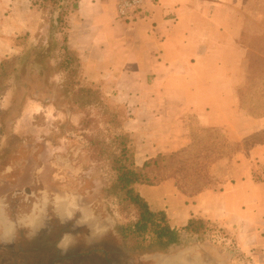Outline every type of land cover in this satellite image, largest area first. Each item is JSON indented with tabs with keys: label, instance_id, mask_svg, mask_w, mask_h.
<instances>
[{
	"label": "crops",
	"instance_id": "crops-1",
	"mask_svg": "<svg viewBox=\"0 0 264 264\" xmlns=\"http://www.w3.org/2000/svg\"><path fill=\"white\" fill-rule=\"evenodd\" d=\"M26 1L0 0V64L20 51L19 36L35 31L37 9ZM145 2L139 17L124 21L117 0H78L67 43L83 64L81 84L111 89L125 110L122 129L133 139L137 166L191 148L190 116L202 130H219L211 143L225 139L233 148L211 162V186L190 196L170 178L137 190L173 227L192 217L218 222L264 264V112L241 104L252 74L244 37L264 38V0ZM44 215L32 213L26 225L41 228ZM16 226L0 205V244L12 240ZM188 260L182 253L157 256L158 264Z\"/></svg>",
	"mask_w": 264,
	"mask_h": 264
},
{
	"label": "rangeland",
	"instance_id": "rangeland-1",
	"mask_svg": "<svg viewBox=\"0 0 264 264\" xmlns=\"http://www.w3.org/2000/svg\"><path fill=\"white\" fill-rule=\"evenodd\" d=\"M73 1L63 0L59 6L48 0L45 7L42 0L26 1L37 9L35 31L19 36L20 51L4 59L8 65L0 78V205L17 226L12 240L0 244V264H158L157 256L167 253L186 254L188 264H255L233 233L212 220L200 233L179 228V241L166 249L154 243L152 233L139 236L129 229L138 211L113 188V154L119 153L120 139L127 133L122 129L125 110L101 84L86 86L97 91V100L85 104L88 98L76 85L83 79L77 53L74 66L62 65L61 44L68 35ZM62 9L68 10L66 28L57 31L52 20ZM252 39L244 37L251 46L252 74L241 104L252 113H263L264 38ZM49 41L52 50L41 78L27 55ZM189 119L193 146L161 154L147 171L151 179L175 174L181 179L180 191L192 196L213 184L211 162L233 146L224 138L222 145L214 146L211 139L221 132L202 130L195 117ZM128 135L130 150L135 151ZM39 211L46 216L44 225L27 226L26 220Z\"/></svg>",
	"mask_w": 264,
	"mask_h": 264
},
{
	"label": "trees",
	"instance_id": "trees-1",
	"mask_svg": "<svg viewBox=\"0 0 264 264\" xmlns=\"http://www.w3.org/2000/svg\"><path fill=\"white\" fill-rule=\"evenodd\" d=\"M48 0H42L41 6L45 7ZM53 5H62L63 0H50ZM34 4L37 2H33ZM78 8V0H74L72 3V11ZM68 11V10H67ZM65 9L59 11L57 16L52 20V28L57 29V31H62L66 28L64 17L67 13ZM62 29V30H61ZM68 35L64 36L63 42L61 44V50L65 53V58L63 59L62 65L66 64V67L73 65L78 56L75 55V51L72 50L68 43ZM52 43L49 41L47 44L42 45L35 50H31L27 56L32 58V64L39 67L40 72L38 75L42 78L45 76L46 70V57L50 54L52 50ZM27 56L22 58L26 60ZM10 64V63H9ZM8 61L3 60L0 64V78L6 71ZM74 66V65H73ZM81 92V96L88 98L85 104L95 103L97 100V91L93 88L86 87L80 83H76ZM119 153L113 154V167L117 172V179L113 185L114 190L122 192L123 200L129 201L138 211L137 220L129 226V229H133L135 233L140 235H145L147 233H152L156 244H158L163 249L176 244L180 238V229L186 230L190 233H200L205 231L207 227V222L209 219L203 217H192L188 224L183 228L173 227L169 218L164 210H154L151 208L149 202L139 193L137 190L138 184H159L166 179H174L175 184L179 190L182 191V187L179 183V177L174 175H167L166 177H160L159 179H151L148 174L150 165L157 162V158L161 155H157L154 158L147 160L143 166H137L135 163V151L130 150V136L128 133L123 134L119 142ZM181 180V179H180Z\"/></svg>",
	"mask_w": 264,
	"mask_h": 264
},
{
	"label": "built area",
	"instance_id": "built-area-1",
	"mask_svg": "<svg viewBox=\"0 0 264 264\" xmlns=\"http://www.w3.org/2000/svg\"><path fill=\"white\" fill-rule=\"evenodd\" d=\"M146 8L145 0H117V15L124 21L135 20Z\"/></svg>",
	"mask_w": 264,
	"mask_h": 264
},
{
	"label": "flooded vegetation",
	"instance_id": "flooded-vegetation-1",
	"mask_svg": "<svg viewBox=\"0 0 264 264\" xmlns=\"http://www.w3.org/2000/svg\"><path fill=\"white\" fill-rule=\"evenodd\" d=\"M106 263H107V264H109V262H108V261H107ZM106 263H105V264H106Z\"/></svg>",
	"mask_w": 264,
	"mask_h": 264
}]
</instances>
